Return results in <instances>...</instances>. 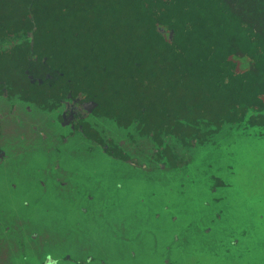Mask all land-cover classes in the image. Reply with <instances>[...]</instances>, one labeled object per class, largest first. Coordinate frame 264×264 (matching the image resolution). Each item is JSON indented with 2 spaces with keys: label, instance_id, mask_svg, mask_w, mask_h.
<instances>
[{
  "label": "rangeland",
  "instance_id": "obj_1",
  "mask_svg": "<svg viewBox=\"0 0 264 264\" xmlns=\"http://www.w3.org/2000/svg\"><path fill=\"white\" fill-rule=\"evenodd\" d=\"M25 105L16 106L15 116L1 122L4 120L7 131L16 128L14 118H19L16 119L18 126L26 122L29 128L24 125L22 129L28 130L31 143L28 146L24 144L25 138L19 140L21 147L28 146L29 150L15 157L20 161L24 158L25 162L28 156L33 161L40 155L46 164L41 176L32 167L27 171L15 170L26 181L17 182L19 185L13 188L14 203L7 206L16 215L15 202L18 203L19 197L29 193L34 198L39 191L37 175L47 177L65 203L71 207L77 203L78 210L81 206L85 209L82 215L78 211V217H71L77 226L94 222L92 229H95L89 236L94 234V239L80 249L78 245L62 242L64 236H71L58 223L66 216L58 215L56 220L55 216L43 218L49 214L39 212L35 214V224L43 225L41 218L46 223L53 222L48 227L53 229L50 235L38 234L40 240L51 238L60 247L73 248L79 253L77 256L72 253L79 259L78 264H264V127L243 130L222 126L208 144L193 148H183L174 138L164 139L176 162L169 165L165 160L156 162L154 157L152 164L153 153L143 140L131 143L117 137L127 156L121 160L101 152L94 143L72 136L67 128L59 131L51 120L44 127L37 123V129H30V124L36 123L30 120L36 121L38 114L33 105H27L29 111H34L28 118L21 112ZM53 127L59 135L50 134ZM33 138L37 139L35 143ZM93 151L95 166L91 163ZM68 155L82 156L88 162L86 168L95 167L89 178L81 175L82 180L72 185L82 194L73 203L64 195L70 186H61L60 191L56 184L57 180L70 177L71 169H66ZM103 158L110 159L112 168ZM73 162L74 166L79 165L78 160ZM152 165L154 174L150 175ZM153 175L156 177L150 181ZM7 193V182L0 178V201L11 196H6ZM47 194L51 195L50 189L42 192L44 196ZM119 225L126 228L122 234L125 240H121L119 229H123H118ZM3 237L0 233V238ZM91 252L88 261L83 256ZM3 253L4 248L0 246V264ZM16 253L22 254L20 250Z\"/></svg>",
  "mask_w": 264,
  "mask_h": 264
},
{
  "label": "trees",
  "instance_id": "obj_2",
  "mask_svg": "<svg viewBox=\"0 0 264 264\" xmlns=\"http://www.w3.org/2000/svg\"><path fill=\"white\" fill-rule=\"evenodd\" d=\"M12 1L31 3L28 15L68 78L73 67L82 68L76 77L98 95L110 79L116 98L125 91L146 113L154 109V135L182 134L186 127L175 117L187 122L208 113L238 121L247 107L263 109L262 88L251 84L264 72H235L231 54L250 43L242 19L253 16L262 27L264 0ZM223 1L243 5L228 8ZM262 59L250 58L259 67Z\"/></svg>",
  "mask_w": 264,
  "mask_h": 264
},
{
  "label": "flooded vegetation",
  "instance_id": "obj_3",
  "mask_svg": "<svg viewBox=\"0 0 264 264\" xmlns=\"http://www.w3.org/2000/svg\"><path fill=\"white\" fill-rule=\"evenodd\" d=\"M222 5L238 9L243 4L237 7L236 3L223 1ZM30 6V2L0 1V122L1 119L15 116L16 106L33 105L38 115L36 121L30 120L36 122L30 124V129H37L38 124L44 127L51 120V123L55 122L54 125L58 126L59 131L62 128H67L72 136H78L84 141L94 143L101 152L121 160H125L127 156L122 152L121 141L117 140V137L126 138L132 141L131 143L143 140L147 143L150 153H153L152 164H154L155 157L156 162L165 160L169 165L175 163L174 159L176 158L171 149L164 145V139L174 138L183 148H193L195 145L204 144L205 146L208 144L211 136L217 135L222 126L238 127L243 130L264 127V78L257 74L260 71L264 72V16L261 19L262 27L255 25L253 16L242 19L247 27L245 29L246 37L250 43L247 44L246 49L237 48L231 54L235 58V72L248 71L257 74V81H252L251 86L262 88V93L258 98L262 102L263 109L256 110L247 107L244 115L238 121L233 119V115L229 117L230 120L223 119L222 116L214 119L208 113L190 115L187 122L175 117V120L178 122L180 120V123L186 127L182 134L174 135L161 132L154 135V109L150 113H146L145 107L133 98L126 97L125 91H121L119 97L116 98L117 92L113 88L116 83H112L109 79L105 92L102 91L98 95L96 86L90 87L87 81L80 82L79 77L81 78V76L78 74L79 77H76L75 72L81 71L82 68L73 67L71 78L63 74L62 66L57 64L59 56L48 54L47 45L41 35L42 29L39 28L36 31L35 23L28 15ZM11 8H19V10ZM20 8H25V11ZM233 12L238 14L236 10ZM25 15L26 17H24ZM240 27L244 29V26L240 25ZM255 55L263 56L262 67L250 60ZM244 56L249 60L245 66L243 65L244 61L239 60ZM117 76L115 74L112 77ZM261 79L262 81H258ZM27 105L20 111L29 118L30 115H34V111H29L30 107ZM21 116L23 117V115ZM16 119L19 118L13 119L14 127H16L13 128L14 130L7 131L3 127L4 120L0 124V178L7 182L8 193L6 196L9 197L11 194L8 201H0V233L4 235L3 239L0 238V246L4 248V260H1V264H61L63 262L78 264L79 259L76 256L79 253L77 251L73 252L76 256L69 255L66 252H61L62 247L52 242L51 238L50 240L39 239L38 234L47 233L50 235L53 229L50 230L48 227L53 223L52 221L46 223L41 218L43 225L39 226L33 222L37 218L35 214L39 212L49 214L43 218L55 216L56 220L58 215H64L66 217L59 220L58 223L67 232H71L72 236L78 235L80 228L82 231L84 230V227L77 226V221H73L71 218L78 217L77 203L73 202L82 195L80 190L72 187L81 179L78 167L74 166L76 163L73 162L76 157L68 155L66 169H71V173L70 177L65 180L67 183L56 181L60 191L62 190L61 186H70V189L64 190V195L73 203L71 207L68 202L65 203L61 199L59 193L52 189L53 185L51 186L52 183L48 181L50 179L39 177L41 169L46 164L43 160L44 156L39 155V161H36V157L30 161L28 156L25 161L27 163L24 162V158L22 161L16 159L17 154L29 150L28 146L31 143L28 139V130L22 129L24 125L27 126V123L19 122L21 125L18 126ZM145 121L152 124H145ZM50 130L51 135H59L54 127ZM20 138H25L24 144H28V146L21 147L23 144L19 140ZM36 141L37 139L33 138V142ZM154 144L157 146L155 149ZM17 145L19 146L17 147ZM29 167L37 170L36 174L39 172V176L37 175V179H35L39 191L34 198L29 193L19 197L18 203L15 202L16 215H14V210L7 205L14 203L12 197L16 184L19 185L17 182L25 183L26 181L25 178L20 179L15 170L17 172L19 170L27 171ZM151 169L150 175L154 174L153 165ZM11 188L14 189L11 190ZM49 189L51 195H42L44 190L48 191ZM6 207L8 208L4 209ZM69 213L71 214L69 215ZM118 229L120 232L122 231V234H125V227L119 226ZM87 232L94 233V229L88 228ZM71 245L83 246L79 244L77 237L73 238ZM17 250H20L22 254H17ZM32 251H34L35 258L32 257ZM46 252L58 256V258L51 263V259L45 258Z\"/></svg>",
  "mask_w": 264,
  "mask_h": 264
},
{
  "label": "water",
  "instance_id": "obj_4",
  "mask_svg": "<svg viewBox=\"0 0 264 264\" xmlns=\"http://www.w3.org/2000/svg\"><path fill=\"white\" fill-rule=\"evenodd\" d=\"M95 153H94V151H93V154H92V156H91V163L92 164H94V166H95V155H94ZM76 160H78V164L79 165H77L78 166V170H79V178H80V176L81 175H84L85 174V177H87V178H89V173H91V171H92V169H95V167L93 166H90V163H89V168H86V166H87V164H88V162L85 160V158H82V156L81 157H77L76 158ZM103 160L108 164V166L110 167V168H112L111 167V165H110V159H108V158H103ZM36 161H39V156H37L36 157ZM82 165H84V166H82ZM128 166H126L125 167V169H126V171L128 170V168H127ZM130 169V168H129ZM118 172H119V170H117ZM150 172V171H149ZM151 173V172H150ZM185 173V172H184ZM158 174V173H157ZM91 175H92V173H91ZM159 175H162V174H159ZM155 177H156V175L154 176L153 175V179L152 180H150V181H154V179H155ZM81 180V179H80ZM80 180H78V181H80ZM133 180H137V178H133ZM139 180H143V179H139ZM149 181V182H150ZM79 183V182H78ZM82 184H83V182H81ZM92 183H94V182H92ZM154 183V182H153ZM85 185V184H84ZM107 190V189H106ZM101 209H103V207L101 208ZM79 211V214L80 215H82L83 214V212L85 211V209L81 206V208L78 210ZM93 224H94V222H91L90 224H83V225H79L80 227H84V230L82 231V230H80L79 231V233H78V235H74V236H69L68 238H65V236H64V240H62V242H67L69 245H71V242H72V240H73V238L74 237H77L78 238V241H79V244H85V243H88L90 240H93L94 239V234L92 235V237H89L90 236V233H88L87 232V229L88 228H91L92 229V227H93ZM120 226V225H119ZM116 227H118V226H116ZM95 230V229H94ZM68 233H70L71 234V232H68ZM85 236H87L88 238L87 239H83ZM79 237L81 238V240H79ZM120 237H121V240H125L124 239V237H123V235H122V233H121V235H120ZM85 245H83V246H80V249H82L83 247H84ZM73 249V248H72ZM72 249H65V248H61V252L63 251V252H66L67 254H72L75 250L73 249V251H72ZM90 254H92V252L91 253H87V254H85V255H87V256H83V257H86L88 260H90L91 258L89 257V255ZM100 257H101V255H99ZM32 257H34L35 258V256L32 254ZM45 258H49V259H51L52 261H51V263H53L54 262V260L56 259V258H58V256H55V255H53V254H51L50 252H46V255H45ZM81 260V259H80Z\"/></svg>",
  "mask_w": 264,
  "mask_h": 264
}]
</instances>
